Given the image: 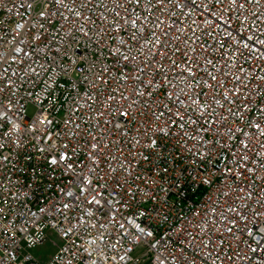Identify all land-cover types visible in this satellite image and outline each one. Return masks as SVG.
<instances>
[{
    "label": "built area",
    "instance_id": "2783aa9c",
    "mask_svg": "<svg viewBox=\"0 0 264 264\" xmlns=\"http://www.w3.org/2000/svg\"><path fill=\"white\" fill-rule=\"evenodd\" d=\"M26 2L0 0V21H3L0 23V78L5 77L4 69L7 68V75L12 77L9 83L15 81L16 85L15 95L5 89L0 92V100L8 104L13 113L20 110L17 119L25 129L32 127V122L39 118L41 108L45 115L51 113L48 119L54 123L49 126L47 133L41 131L43 125H37L35 132L23 133L25 147L19 153L23 157L20 163H16L18 155L14 147L11 152L7 147L3 152V155L11 156L14 164L0 168V212L3 216L0 219V264H29V261L45 264L49 258L42 261L33 256L31 251L41 247L44 243H39V239L45 242L48 235L57 237L52 245L63 249L64 258L60 264H85V261L87 264H129L128 260L120 259L132 246L134 229L126 221H133L141 227L147 226V230L153 232V237L147 238V243L138 242L137 254L131 264H158L157 256L164 257L166 264H170L171 253L178 251L179 247L186 248V255L194 264H213L217 253L221 259L215 260V264H221L226 255H233V251L245 248L243 240L239 247L234 242L239 229L245 225L235 221L236 213H229L227 209L230 206L241 209L243 205L248 210L258 207V198L264 197V181L260 179L264 176V169H260L258 163L264 157V149L258 143L259 138L249 145L246 154L251 162L248 166L259 170L247 174V179H241L234 165L242 154L239 141L244 137L238 134L233 140H228L226 132L229 127H240L247 122V118L237 123L236 117H230L227 127H221V118L230 116L229 108L233 111L237 110V105L243 108L246 96L252 99V113L259 115L256 108L264 104H261V98L255 95V91H260L261 85H264V58L256 59L253 53L244 49V40H241L239 52L232 47L231 40H228V47L221 49L218 37L226 34L224 25L210 28L206 16L199 9H185L183 15L179 9L173 10L170 6L167 11H158L156 0H152L151 8L146 7L147 0H142L138 8L126 3V0H115V3L114 0H91L84 9L79 8L81 0H76L79 11L91 17V20L81 19L75 23L76 17L62 9L69 20L56 16L51 24L45 23L44 29L38 30L33 27L37 23L38 9L22 8L21 4ZM201 2L196 0L197 5ZM115 4L123 7L117 8ZM125 8L128 10L125 11ZM248 11L250 14L260 9L252 5ZM117 12L120 16L116 15ZM137 16L146 25V34L151 30L160 37L155 42L156 47L144 39H138L141 25L136 26L137 35H132L131 20ZM125 20L128 22L123 23ZM157 20L163 21L159 27ZM242 21L243 11L231 12L229 30L233 36L239 32L246 38L264 32V14L256 23H252L251 19L244 23ZM249 25L251 31L248 30ZM81 26H84L87 36L79 31ZM41 33L42 39L46 37L45 43L50 46V51H42L44 45L36 41L35 37ZM67 33H71L74 39L67 45V50L56 58V63L67 61L66 67L71 62H75V65L60 81V87L48 96L42 86H35V78L28 79L22 69H26L27 63H32L33 67L40 64L48 67L56 56L57 47L61 46V37H65L66 43ZM148 39L151 41L155 38L149 36ZM121 41L126 43L122 45ZM161 42L165 44L161 51L166 50L170 59L154 56ZM17 48L23 51L17 53L14 51ZM117 48L125 54L131 51L136 57L127 62L130 65L127 71L124 69L125 62H117L116 57L110 55ZM177 48L188 56L195 55L196 59L191 63L197 71L196 79L204 82L202 88L196 87V81L189 84L180 75V68L185 65L180 63L184 57L176 51ZM193 48L195 53L191 51ZM173 59L180 64V68L173 70ZM208 60L213 63H207ZM90 64H94L96 69L89 70L85 75ZM221 69L227 75H221L218 71ZM206 70L209 75H206ZM13 73L23 79H18ZM97 75L99 79L93 81V76ZM122 75L128 79H120ZM211 75L218 77V87L215 81H211ZM137 76L143 83L137 81ZM154 76L156 85L163 81L164 90L169 94L175 93L171 99L162 94L157 101L173 107V111L176 107H182L180 104L173 106L172 101L177 100V97L188 102L181 88L188 94L193 90L201 92L200 100L207 99L209 103L213 96H218L224 108L216 105L210 109L207 121L201 120L203 127L191 125L189 135L192 139L176 143L168 138L162 142L161 159L149 157V160H145L140 154V146L135 144V140L140 138L136 129L140 127L143 130L144 117L140 115L142 106L138 103L141 98L134 95V91L144 92L148 80ZM237 77L240 79L237 80ZM102 80L107 82L101 83ZM209 82L213 85L211 91L207 87ZM33 90L35 95H28ZM228 90L240 94L238 98L229 97L234 103L225 102L219 95ZM109 96H114V99L108 100ZM109 104L111 111L102 115ZM29 105L34 107L31 114L28 111ZM122 106L135 115V119L121 118L117 128H113L112 125L117 124L116 110ZM69 119L71 123H66ZM125 119L128 120L127 124L124 123ZM48 136L57 139V142L62 140L67 143L75 153L72 172H65L63 167L53 171L44 166L46 154H41L37 149L41 145V138L46 139ZM98 141L100 151L93 156L92 145ZM173 144L176 145L175 149ZM28 154H31L30 158ZM93 159L96 161L94 172L90 171ZM164 168L168 169V173L161 176L159 173ZM77 173L79 178L70 184L68 178ZM137 176L141 180L154 177L155 183L149 179L147 186L143 185L141 180L136 179ZM126 178L127 187L116 185L117 179L123 185ZM81 179L84 183L80 182ZM89 179L94 181L92 185L87 184ZM128 187L140 189V195L135 201L127 197ZM82 188L84 191H81ZM67 192L72 193V196L66 195ZM97 192L101 193L98 197L100 204H89L87 201ZM249 193H255L250 201L247 199ZM64 203L69 204L68 209H62ZM161 204L164 205L163 211L156 215ZM58 208L61 211L58 212ZM260 211L264 212V208ZM139 212H144V215H138ZM225 216L233 218L232 223H236V228L233 229L234 235L225 234L221 237ZM258 221L255 227L251 223L247 227L256 232L264 226V216H259ZM121 224L124 229L120 228ZM182 226L196 239L193 242L191 236L185 235L182 238L184 243L178 246L173 241L177 239L176 229ZM69 229L68 237L58 236ZM201 240L204 243L212 241L209 247L213 251L209 252L208 248L202 247ZM251 243L255 247V243ZM149 244L155 247L150 248ZM217 244H222L223 251L216 247ZM88 253H91L90 260ZM249 256L251 264H261L264 253H249ZM230 264H241V260L233 255ZM243 264L248 262L244 261Z\"/></svg>",
    "mask_w": 264,
    "mask_h": 264
},
{
    "label": "snow or ice",
    "instance_id": "6c2138e0",
    "mask_svg": "<svg viewBox=\"0 0 264 264\" xmlns=\"http://www.w3.org/2000/svg\"><path fill=\"white\" fill-rule=\"evenodd\" d=\"M91 0H81V3L79 5V8L86 9L88 6V3H90ZM142 0H126V3L128 4H134L137 8L141 4ZM115 3V0H114ZM157 4V10L158 11H167L169 6L171 9H179L181 14L183 15L185 12V9L193 8L194 10L199 9L200 13L206 16L207 20L206 22L209 24L210 28H220L221 25H224L225 33L226 34H220L219 44L221 46V49H224L228 47V40L232 41V47L235 48L236 51H240L241 49V40H244V43L242 47L244 49H247L249 53H253L255 55L256 59H262L264 58V32L254 33V35H248L246 38L242 36L241 33L237 32L235 36H233V32L230 31V18H231V12H237L240 13L243 11L244 15V21L242 23L248 21L251 19L252 23H256V21L259 19V17L264 14V3H262V0H202V2L197 5L196 0H156ZM252 5L259 6L260 11L256 12L253 11L249 14L248 8ZM152 0H147L146 7L151 8ZM22 8L27 9H38V15L36 17L37 23L33 27L36 29H44L45 23L51 24L53 22V18L56 16H61L63 20L67 21L69 20L68 15H64V12L61 11L66 10L70 15H74L76 17L75 23H79L81 19L85 20H91V17L84 16V13L79 11V8L77 7L76 0H27L26 3L21 4ZM115 7L120 8L123 7V5L115 4ZM215 11V14L213 13V10ZM128 9L125 8V11ZM117 16H120V13H116ZM151 15V13H149ZM128 21L125 20L123 23H127ZM0 23H3V21H0ZM31 23V21H29ZM141 25L139 32L140 36L138 39H144L146 43L150 44L153 47H156V41L160 39V37L156 34L155 31L149 30L147 34L145 33L144 29L146 28V25L142 24L141 18L137 16L135 19L131 20V25L133 27V36L137 35V25ZM161 24H163L162 20H157V27H159ZM121 25H117V27H120ZM19 27L23 28V25H20ZM90 30V29H89ZM248 30H252L251 26H248ZM79 31L84 35L87 36V32L85 31L84 26H81ZM40 35H37L35 37L38 44H43L44 50L50 51L51 48L48 44L45 43V39H42ZM166 35V34H165ZM154 37V40H149L148 37ZM66 43H65V37H61V46L57 47L56 49V56L52 58V60L49 62V66L46 67L44 64H40L37 67H33L32 63H27L26 69H22V71H25L26 76L28 79H33L34 84L36 87H41L44 93H46L48 96L53 95L55 90L60 87V81L63 79V77L67 76L69 71L72 67H74L75 62H71V64L66 67L65 63L67 61L57 64L56 58L62 54V52L67 50V45L71 44L74 37L71 33L66 34ZM126 42L121 41V44L124 45ZM165 47L164 42H161L159 47L157 48V52L154 54V56H162L165 59H170L169 53L165 51H161ZM15 52L19 53L22 52V48L14 49ZM177 52H180V49H176ZM193 53H195V49L193 48L191 50ZM243 53L241 52V55ZM27 56L28 53H25ZM110 55L113 57H116L117 62L123 61L124 63V69L127 71L130 67V65L127 63L129 60H135L136 57L132 55L131 51H128L127 54L122 52L120 48H117L115 52H111ZM180 55L184 57L180 61V63H183L185 66L183 68H180V64L177 63L176 60H172V68L173 70L180 68V75L184 77L186 81H196V87H203L204 82L197 80V71L196 68L193 67V64L191 63L192 60H195V55L188 56L186 52H180ZM34 63V62H33ZM207 63L212 64L213 61L208 60ZM199 65H197L198 67ZM82 67V65H81ZM96 66L94 64H90L88 66V69L85 70V75H87V72L89 70H95ZM135 71V70H133ZM140 71H143L142 69ZM220 71L221 75H227L223 73L222 69L218 70ZM5 77L0 78V84L3 85L2 88H0V92H3L5 89H7L9 92H11L13 95H15V81H11L12 77L7 75L8 69H4ZM51 73V75H49ZM12 75H17L18 79H23L22 77H19L18 74L13 73ZM99 75H102L100 73ZM99 75L93 76V81H96L99 79ZM206 75H209L206 70ZM44 77H47L45 80ZM79 76H77V80H79ZM122 80H127L128 77L122 75L120 77ZM137 81L143 83V81H140L139 76L136 77ZM165 79H167V76H165ZM211 81L216 82V86L218 87L220 85V81L216 75H211L210 77ZM240 77H237V80H239ZM264 79V78H262ZM42 82V85H41ZM106 80H102L101 83H106ZM24 83H27V80H24ZM156 85V79L155 76L148 80L147 87L144 92H135L134 95L140 97L141 99L138 101L139 105L142 106V110L140 111V115L144 117L143 122V130L141 131V128L138 127L136 131L140 134V138H137L135 140V144L140 146V154L143 155L145 160H149V157H153L155 160L161 159L162 157V142L168 140V138H172L176 141V143H179L181 140H184L185 142L189 139H192L189 135V132L192 131L191 125H199L200 127H203V124L201 123V120L207 121L208 119V113L210 109H214L216 105H218L221 109L224 108V104L221 103L218 96H213L211 103L208 102L207 99L204 101L200 100V96L202 95L201 92L192 91L191 94H188L185 92L184 88H181V93L184 94L186 97V100L188 101L185 103L184 100H181L179 97H177V100L172 101L173 106H176L177 104L182 105V107H176V110L173 111V107H169L167 104H161L158 103V99L160 95H167L169 99H171V95H174L175 93H167L164 90V84L163 81L159 85H156V87H153ZM188 85L186 84V87ZM207 87L209 90H213L212 83H208ZM28 95H35L34 90L31 93H28ZM220 96L223 97V100L227 103H234L233 100H230L229 97H239V92L228 90L226 93H220ZM255 95L257 97L261 98V104H264V85H261L260 91H255ZM39 100L40 97H37ZM108 100L114 99V96H109L107 98ZM11 103V100H9V104ZM54 103V102H53ZM136 104L137 102H133ZM252 99L251 97H244V107L240 108L239 105H237V110L233 111L232 108H229V114L230 116H224L222 117L223 123L221 124V127H227L230 117H236L237 123L244 121L245 118H247V122L242 124L240 127L235 128H227L226 137L228 140H233L237 137V135H241L244 137V139H241L239 141V144L241 147V155L239 156L237 162L235 163V168L239 173V177L241 179H247V174H252L258 171L259 169H253L252 167H249L248 164L251 162L248 160L247 152L249 151V145L253 142L254 139H258V143L260 144V147L264 149V106H258L256 108V113H259V115H256L255 113H252ZM191 109V112L189 111ZM111 111V104L108 105V108L105 110L102 115L107 114ZM150 113V114H149ZM198 113V115H197ZM252 113V115H250ZM49 113L48 115H50ZM117 114V124H113V128H117V125L120 122L121 118H129L134 120L135 115L131 114L126 108L123 106L116 110ZM20 115V110L17 109L15 113H13L12 108L8 106V104L3 103V100H0V168H5L9 164H14L13 160L11 159L10 155H3V152L5 148L7 147L9 149V152H11V149L14 147L17 150L18 159L16 163H20L23 160V157L19 156V153L21 150L25 147V138L23 136V133L25 131L28 132H35L37 125H43V128L41 131L44 133H47L49 130V126L52 125L54 122L50 119H48V115L44 114L43 109H39V118L32 122V127L25 129L22 127L21 122L17 117ZM219 115V114H217ZM66 123H71V119L67 121ZM124 123L127 124L128 120L125 119ZM153 123H155V127H153ZM78 127V126H77ZM247 129V131H245ZM210 130V129H209ZM219 141H216L215 143H218ZM99 141L96 144L92 145V153L93 156L99 154ZM173 148H176V145L173 144ZM41 154L44 155V166L48 169H52L53 171L60 169L63 167L65 172H72L74 161H73V155L75 154L70 148L67 143H64L62 140L57 142V139H54L52 136H48L46 139L41 138V145L37 149ZM179 151V149H177ZM29 158L31 157V154H28ZM233 155L235 156L236 153L233 152ZM167 159V158H164ZM152 162V161H150ZM93 164V168L90 169V171H95V165L96 161L93 159L91 161ZM259 168L264 169V157L261 158V160L258 162ZM155 167V165H154ZM11 171V169H8ZM151 171V169L149 170ZM168 169L164 168L162 172L159 174L161 176L167 175ZM182 174V173H181ZM129 176H131V173H129ZM79 178V174H73L71 177L68 178L69 183H75L76 180ZM235 178V177H234ZM103 179V177H101ZM137 180H141L140 176L136 177ZM153 180L155 183V178L149 176L148 179L141 180V183L143 185L148 184V180ZM260 179L264 181V176H261ZM81 183H84V181L81 179ZM93 180L89 179L87 180L88 185L93 184ZM116 185L120 187H127L128 186V179L126 178L124 181V184L121 185L120 181L116 180ZM81 191H84L82 188ZM66 195L72 196V193L67 192ZM140 195V189H132L131 187H128L127 191V197L135 201L136 197ZM255 195V193H249L247 196V199L250 201L252 199V196ZM101 196V193L97 192L92 195V198L88 200L87 202L89 204H100V199L98 197ZM259 203L258 207L255 209L248 210L246 205L241 206V209L236 208L235 206H230L227 211L229 213H236L235 215V221L237 222H243L244 227L239 229V234L235 237V244L237 247H239L241 240L244 241L246 247L243 249H240V251H233V255L238 257L241 260V264H243L244 261H247L248 264H251V258L249 256V253L256 254L258 252L264 253V226L258 228L256 232L253 231V229L248 228L247 225L249 223L255 225L259 222L258 217L264 216V212H261L260 209L264 208V197L258 198ZM69 204L64 203L62 205V209H68ZM164 205H160V211L156 213V215H160V212L163 211ZM57 211H61L60 208L57 209ZM138 215L143 216L144 212H139ZM0 219H3L2 212H0ZM115 219V217H113ZM164 219H167V215L165 214ZM232 217L225 216L223 218L222 223L224 224V232L221 233V237L225 236H232L234 235L233 229L236 228V223H232ZM129 225L133 226V239L131 241V247L128 248L125 252V255L121 256V260H128L129 264H131L132 259L136 256V249L138 247V242H148L147 238L153 237V232L147 230V226L141 227L140 225H135L133 221H126ZM230 225V226H229ZM121 229H124V225H120ZM70 232L69 230H65L62 233H59L58 236L62 237H68ZM257 232L259 233V237L256 238ZM176 237L177 239L173 241L176 245H180L184 243V240L182 239L185 235L191 236L192 241L194 242L196 237L192 235L191 232L187 230L186 227H180L176 229ZM7 235V233H5ZM9 239H12L9 237ZM39 239V238H38ZM54 240L57 239V237H53ZM127 237H124V240H126ZM171 240V237H169ZM160 243H163V240L159 241ZM255 243V247H252V243ZM39 243L43 244V239H39ZM95 243V241H93ZM213 243L212 241H209L208 243H204L203 240H201V245L204 248H208L209 252H212L213 249L209 247V245ZM150 248H154L155 245L149 244ZM221 251H223L222 244H217L216 246ZM50 251L47 253L48 255V261L45 262V264H60V261L63 260L64 254L63 249L57 248L55 246L49 245ZM172 255V261L170 264H194L193 260H190L189 257L186 255V248L179 247L178 251L171 253ZM233 255H226L222 260L221 264H230L233 260ZM88 259H91V253H88ZM221 259L219 254L217 253L215 255L213 264H215V260ZM156 260L158 264H166V260L164 257L157 256ZM29 264H33L32 261H29ZM85 264L87 262L85 261ZM206 264V262H205ZM261 264H264V258L261 259Z\"/></svg>",
    "mask_w": 264,
    "mask_h": 264
},
{
    "label": "rangeland",
    "instance_id": "374dc122",
    "mask_svg": "<svg viewBox=\"0 0 264 264\" xmlns=\"http://www.w3.org/2000/svg\"><path fill=\"white\" fill-rule=\"evenodd\" d=\"M28 111L29 114L33 113L34 107L32 105H29ZM53 237L54 236L52 235H48V239L44 242V244L41 247L32 250L31 253L33 254V256L39 257L42 261L47 260L48 259L47 253L50 251L49 245H52V242L55 241Z\"/></svg>",
    "mask_w": 264,
    "mask_h": 264
}]
</instances>
